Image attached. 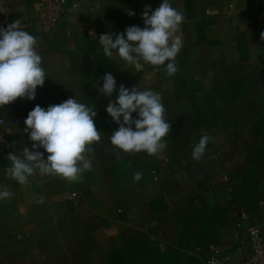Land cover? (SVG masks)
Masks as SVG:
<instances>
[{"label": "crops", "instance_id": "1", "mask_svg": "<svg viewBox=\"0 0 264 264\" xmlns=\"http://www.w3.org/2000/svg\"><path fill=\"white\" fill-rule=\"evenodd\" d=\"M69 2L78 7L44 30L39 0H0V27L16 21L38 39L47 77L34 100L0 108L13 146L0 152V190L14 193L0 201V264H205L213 245L232 252L240 222L264 229V0H169L185 17L173 76L167 62L128 65L115 50L106 57L98 40L143 28L145 6L154 11L162 0ZM106 73L117 90L161 94L171 131L158 155L111 145L119 125L106 112L109 97L93 87ZM69 97L95 105L102 133L86 154L91 169L77 182L37 173L18 184L6 174L7 157L32 148L28 113ZM203 133L212 140L197 161L192 151Z\"/></svg>", "mask_w": 264, "mask_h": 264}, {"label": "clouds", "instance_id": "2", "mask_svg": "<svg viewBox=\"0 0 264 264\" xmlns=\"http://www.w3.org/2000/svg\"><path fill=\"white\" fill-rule=\"evenodd\" d=\"M0 12L5 13L3 9ZM127 14L135 15L131 10ZM142 19L143 28L129 26L124 33L100 35L98 40L104 55L112 57L115 50V55L128 65L142 60L159 67L167 62L166 74L175 75L178 71L175 60L183 47L182 35L178 34L185 19L183 13L169 0H162L154 11L146 5ZM260 35L264 40V32ZM37 47L38 39L21 29L18 22L0 27V108L18 98L34 100L37 88L44 85L47 77ZM101 79L102 87L98 82L93 87L109 97L106 112L119 125L110 136L111 145L124 153L146 152L149 156L161 153L167 147L164 138L169 137L171 131L161 94L141 90L140 86L129 89L123 84L117 90L111 73ZM114 92L118 94L110 99ZM94 107L73 97L46 109L36 105L24 121V131L33 142L32 148L24 147L20 155H8L11 166L6 168L7 176L20 185L37 173L58 176L69 183L79 181L82 173L91 169V160L86 154L92 152V145L101 139L102 132L94 123L97 115ZM133 113L137 118H133ZM211 140L207 133L201 135L192 151L194 160L199 161L204 156ZM40 148L48 153L46 158L38 151ZM116 154L119 155V151ZM141 178L142 173H134L135 181ZM13 196L7 186L0 190V201ZM36 202L43 203V196Z\"/></svg>", "mask_w": 264, "mask_h": 264}, {"label": "built area", "instance_id": "3", "mask_svg": "<svg viewBox=\"0 0 264 264\" xmlns=\"http://www.w3.org/2000/svg\"><path fill=\"white\" fill-rule=\"evenodd\" d=\"M77 7L78 3L69 0H39L37 19L42 29L52 30L66 18L69 8ZM12 147L6 120L0 115V152H10ZM261 205L264 209V200ZM245 217L242 214L241 218ZM238 225L232 236V252L222 245H213V253L205 264H264V229L242 222Z\"/></svg>", "mask_w": 264, "mask_h": 264}]
</instances>
